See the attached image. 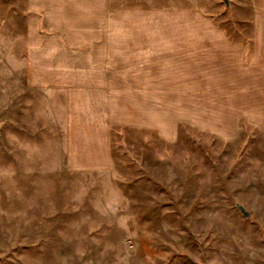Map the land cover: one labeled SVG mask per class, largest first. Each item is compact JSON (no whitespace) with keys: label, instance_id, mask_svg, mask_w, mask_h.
Instances as JSON below:
<instances>
[{"label":"rangeland","instance_id":"rangeland-1","mask_svg":"<svg viewBox=\"0 0 264 264\" xmlns=\"http://www.w3.org/2000/svg\"><path fill=\"white\" fill-rule=\"evenodd\" d=\"M112 2L215 27L262 72L235 70L245 96L181 99L196 113L71 98L98 125H63L65 99L23 60L26 0H0V264H264V0Z\"/></svg>","mask_w":264,"mask_h":264},{"label":"crops","instance_id":"crops-1","mask_svg":"<svg viewBox=\"0 0 264 264\" xmlns=\"http://www.w3.org/2000/svg\"><path fill=\"white\" fill-rule=\"evenodd\" d=\"M26 7L35 24L26 26L33 37L27 38L23 60L31 61L35 83L44 81L52 97L65 99L63 125H98L90 114L76 115L79 120L70 115L71 98H87L106 114L108 99H121V116L124 106L140 112V99L146 113L154 99H161L162 111H167L174 98L180 99L178 113H196V102L181 99L242 97L246 91L230 84L235 70L241 76L262 72L244 65V49L212 26L172 25L164 17L156 25L155 11L137 13L112 0H26ZM251 91L248 97L262 94ZM109 124L112 119L106 117L99 123Z\"/></svg>","mask_w":264,"mask_h":264},{"label":"water","instance_id":"water-1","mask_svg":"<svg viewBox=\"0 0 264 264\" xmlns=\"http://www.w3.org/2000/svg\"><path fill=\"white\" fill-rule=\"evenodd\" d=\"M225 4L226 3V0H224ZM236 208L237 210L240 212V214L244 217V218H248L249 216V213L244 209L243 206L239 205V204H236Z\"/></svg>","mask_w":264,"mask_h":264}]
</instances>
